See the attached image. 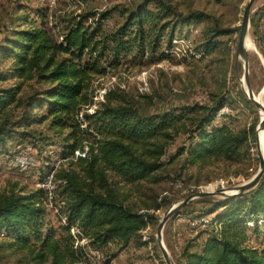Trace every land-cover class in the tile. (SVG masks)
Masks as SVG:
<instances>
[{
  "label": "trees",
  "instance_id": "16d2710c",
  "mask_svg": "<svg viewBox=\"0 0 264 264\" xmlns=\"http://www.w3.org/2000/svg\"><path fill=\"white\" fill-rule=\"evenodd\" d=\"M18 13L4 26L0 41V62L10 63L9 71L0 72V82L20 80L0 88V146L20 129L29 142L6 155V161L26 147L33 155L40 141L50 137L28 129L46 123L52 137L60 139L62 160L40 178L43 184L53 172L51 189L15 190L14 184L11 192L0 194V239L13 250L26 253L33 264H94L102 260L110 264L114 257L108 255L110 247L123 250L131 243L145 245L138 242L140 232L157 224V217L149 211L159 206H147L141 213L132 210L117 200L114 178L133 187L152 180L163 166L160 160L172 140L170 129L183 121L192 120L195 125L191 143L179 152L186 153L191 162L219 157L238 163L248 158V135L255 143V126L249 133H236L213 124L223 99L211 106L149 114L129 94L112 89L104 94L103 104L87 112L93 105L94 78L122 66L142 67L164 60L163 40L169 43L177 29L208 19L205 13L183 14L164 0H141L131 8L63 17L57 40L45 28V9H37L35 18L24 7ZM114 13L120 22L107 29L105 23ZM257 22L255 16L249 20L254 31ZM227 34L213 26L197 51L211 54L220 48L216 39ZM24 81L34 84L21 96ZM240 95L245 100L241 90ZM11 107L22 110L15 122L8 114ZM76 152L84 157H75ZM213 197L197 200L206 208L194 218H212L173 262L264 264V248L251 246L247 237L248 231L257 236L259 225L264 227V174L245 193L220 200ZM161 201L170 205L166 197ZM48 206L56 224L48 219ZM259 220L263 224H257ZM251 223L255 224L252 228L247 225ZM164 242L172 251L166 235Z\"/></svg>",
  "mask_w": 264,
  "mask_h": 264
},
{
  "label": "rangeland",
  "instance_id": "374dc122",
  "mask_svg": "<svg viewBox=\"0 0 264 264\" xmlns=\"http://www.w3.org/2000/svg\"><path fill=\"white\" fill-rule=\"evenodd\" d=\"M140 1L0 0V41L5 34V27L10 25L13 18L21 14L18 12L22 7L32 18L36 17L37 9H45L48 15L45 19V28L53 39L57 40L64 25L60 23L63 17L69 18L86 12L97 14L111 8H131ZM164 1L174 6L180 13L201 11L208 16V19L177 29L169 43L164 39L162 50L167 56L164 60L142 67L122 66L102 77L94 78L91 87L93 105L87 112L92 113L103 104L104 94L112 89H119L129 94L149 114L172 112L187 107L211 106L216 100L223 99L222 108L217 114L214 125H225L236 133L241 131L249 133L252 126H255L256 131L261 113L246 97L244 100L240 95V90L243 91V62L236 53L239 24L248 0ZM254 16L258 20V26L254 31L249 25L251 47L247 50L248 78L253 93L264 106V0L254 1L250 18ZM119 22L117 13H114L105 25L107 29H112ZM213 26L227 31L228 34L216 39L221 42L218 50L209 55H202L197 51L198 45L207 30H211ZM9 64L8 60H1L0 72L9 71ZM18 82L20 80L14 78L0 82V88H7ZM33 84V81H24L20 95L30 92L32 90L30 85ZM8 114L11 122H15L22 114V110L11 107ZM193 123L192 120H186L170 129L172 140L166 144L165 155L160 160L163 166L154 174L152 180L133 187L118 183V178H114L116 185L112 188L118 201L139 213L147 206H159V209L149 211L157 217V224L149 225L140 232L138 242H144L145 245L131 243L123 250L110 247L108 255L114 254L110 264H165L156 243V230L163 215L174 204L206 190L224 189L226 194H233L237 187L246 184L256 174L259 162L251 135H248L247 143L251 148L249 156L238 163L225 161L219 157L191 162L186 153L179 155L180 150H186L191 143L190 137L195 128ZM34 131L41 132L50 139L40 141L33 151L34 166L24 171L10 167L5 156L13 152L17 146L26 145L29 138L22 136V131L19 129L4 147L0 146V194L11 192L14 184H17L15 190L24 188L30 191L43 188L40 178L46 175L47 168L50 166L57 168L62 162L59 157L60 139L52 137L53 134L47 130V124L32 125L28 129V132ZM259 136L264 151L261 132ZM74 155L77 156L76 153ZM164 197L170 201L169 206L162 204L161 199ZM213 198L220 200L226 197ZM197 200L190 201L181 209L182 211H179L180 214L171 217L163 228V243L165 245L166 235L172 250L167 251L172 260H177L183 247L194 240L210 223L211 216L194 218L206 208ZM48 209L49 221L56 224L54 211L52 212L49 206ZM257 224H263V220H259ZM247 225L251 228L255 226L253 223ZM195 227L196 229H192ZM259 227L260 233L257 236L252 235L250 231L247 232L248 243L253 247L264 248V227L260 225ZM71 233H74V230ZM199 241L201 240L198 239ZM0 264L33 263L26 253L13 250L6 245V241L0 239ZM94 264H103V260Z\"/></svg>",
  "mask_w": 264,
  "mask_h": 264
},
{
  "label": "water",
  "instance_id": "95a60500",
  "mask_svg": "<svg viewBox=\"0 0 264 264\" xmlns=\"http://www.w3.org/2000/svg\"><path fill=\"white\" fill-rule=\"evenodd\" d=\"M255 0H248L243 13L241 22L239 24V32H238V40H237V57L242 60L243 62V92L247 100L261 113V118L259 121V124L255 131V146H256V153L257 158L259 162V168L256 172V174L246 183L239 187H237L233 194H226L224 192V189H220L217 191H201L196 194H193L189 196L188 198L180 201L177 204H174L161 218L159 221V224L157 226L156 230V243L158 246V249L160 251L162 260L165 264H175L171 257L169 256V253L163 243V228L166 224V222L176 215L182 208H184L190 201L194 199H199L202 197H210V196H221V197H228V196H236L241 193H245L252 188H254L258 182L261 180L263 174H264V153L261 151L260 147V139H259V133L261 132L262 135V142H263V135H264V106L261 103L260 99H257L255 94L253 93L250 84H249V78H248V64H247V45L249 46L250 43L248 41V33H249V20H250V12L252 5ZM264 148V147H263Z\"/></svg>",
  "mask_w": 264,
  "mask_h": 264
},
{
  "label": "built area",
  "instance_id": "2783aa9c",
  "mask_svg": "<svg viewBox=\"0 0 264 264\" xmlns=\"http://www.w3.org/2000/svg\"><path fill=\"white\" fill-rule=\"evenodd\" d=\"M53 3V2H52ZM89 112V109L87 110ZM77 156H82L84 157L83 154H79V152H76ZM9 166L15 169H18L20 171H24L35 164V159L32 155V150L30 147H26L19 152H17L14 156H12L9 159ZM51 180H52V174L47 178V181L42 184L41 187H45L47 189H51ZM197 225V224H195ZM73 232V230H71ZM95 255L98 257L97 253Z\"/></svg>",
  "mask_w": 264,
  "mask_h": 264
},
{
  "label": "bare ground",
  "instance_id": "6f19581e",
  "mask_svg": "<svg viewBox=\"0 0 264 264\" xmlns=\"http://www.w3.org/2000/svg\"><path fill=\"white\" fill-rule=\"evenodd\" d=\"M248 38H249V35H248ZM248 41H249V39H248ZM248 47L250 48L251 46H248L247 45V47H246L247 50H248ZM259 139H260V136H259ZM260 147H261V140H260ZM261 151L264 153V151L262 150V148H261Z\"/></svg>",
  "mask_w": 264,
  "mask_h": 264
}]
</instances>
